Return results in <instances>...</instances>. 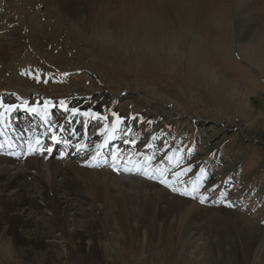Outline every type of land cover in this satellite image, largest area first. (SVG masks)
<instances>
[{
	"label": "rangeland",
	"instance_id": "rangeland-1",
	"mask_svg": "<svg viewBox=\"0 0 264 264\" xmlns=\"http://www.w3.org/2000/svg\"><path fill=\"white\" fill-rule=\"evenodd\" d=\"M237 1L189 0L188 23L141 39L112 25L89 28L55 0H0L3 25L10 13L23 25L20 51L12 43L0 61V100L35 95L55 101L50 111L66 117L73 98L105 99L92 123L70 118L80 134L103 127L117 105L136 97L161 106L173 115L168 123L155 129L154 116L136 129L155 143V159L167 170L157 186L198 209L187 236L180 222L150 241L142 229L137 251L131 241L126 251L119 245L121 231L91 228L90 210L79 228L85 243L110 253L97 259L69 256L61 238L50 239L56 249L46 254L0 233V264H241L249 234L243 215L256 225L247 263L264 264V0H248L255 27L247 36L239 34ZM142 103L138 110L149 109Z\"/></svg>",
	"mask_w": 264,
	"mask_h": 264
},
{
	"label": "bare ground",
	"instance_id": "bare-ground-1",
	"mask_svg": "<svg viewBox=\"0 0 264 264\" xmlns=\"http://www.w3.org/2000/svg\"><path fill=\"white\" fill-rule=\"evenodd\" d=\"M55 2L73 17H78L80 23L87 22L89 28L114 29L118 34L125 32L141 39L169 32L175 22L188 23L190 4L189 0ZM235 7L239 34L247 36L255 27L247 10L248 0H238ZM16 21V16L10 13L4 16L3 25L0 15V61L7 59L12 43L17 46L16 52L20 51L23 25ZM10 30L13 35L9 34ZM39 98L32 95L27 101L18 98L0 100V233L3 236H8L18 246L31 243L46 254L56 249L50 239L61 238L66 242L67 249L64 250L69 256L108 257L110 253L103 247L100 249V244L95 241L86 244L80 232V224L89 216L90 210L91 228L124 233L122 238L118 237L124 251L130 241L136 251L139 249L137 240L142 229L143 237L148 233L150 241L157 238L158 231H168L173 222H180L183 225L180 234L188 235V219L198 209L194 203L189 206L186 198L170 196L164 188L157 186L160 175L166 170L154 158L155 143L150 138L142 139L143 135L136 129L154 116V127L160 128L173 118L168 110L136 97L135 103L117 105L107 115L103 128L79 134L69 128L70 118L73 114H81L93 122L100 115L99 110L107 106L105 99L73 98L67 105L70 112L67 119L58 116L55 119L50 113L53 101ZM138 102H143L149 109L138 110ZM152 108L158 109L153 115ZM22 115L25 120L37 117L33 120L34 126H22ZM16 116L19 117L17 120ZM131 119L137 120L135 127H130ZM96 136L98 140L91 148L90 157L77 161L74 157L80 155L87 148V142ZM54 146H59L61 158H67L48 155ZM22 147L26 148L23 154L20 153ZM91 165L94 170L89 168ZM239 217L249 229L240 247V262L248 264L250 252L247 250L256 243L251 239L255 235L251 231L256 225L245 215ZM49 228L58 235L50 233Z\"/></svg>",
	"mask_w": 264,
	"mask_h": 264
},
{
	"label": "snow or ice",
	"instance_id": "snow-or-ice-1",
	"mask_svg": "<svg viewBox=\"0 0 264 264\" xmlns=\"http://www.w3.org/2000/svg\"><path fill=\"white\" fill-rule=\"evenodd\" d=\"M126 170H128V169H126ZM173 190H175V189H173Z\"/></svg>",
	"mask_w": 264,
	"mask_h": 264
}]
</instances>
